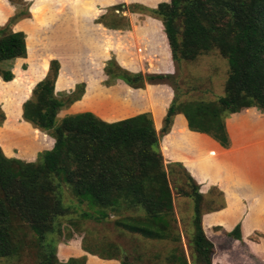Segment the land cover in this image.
Listing matches in <instances>:
<instances>
[{"label":"trees","instance_id":"obj_1","mask_svg":"<svg viewBox=\"0 0 264 264\" xmlns=\"http://www.w3.org/2000/svg\"><path fill=\"white\" fill-rule=\"evenodd\" d=\"M129 11H147L161 22L174 65L212 52L226 60L223 95L214 101H180L174 87L160 133L149 113L111 123L91 112L58 119L59 112L80 100L82 92L54 93L58 63L52 61L47 75L22 105L23 120L45 132L54 141L52 148L38 153L32 162L9 158L0 148V259L19 256L30 232L44 249L38 264H85V256L58 261L55 242L48 239L59 230L60 220L74 210L82 219L96 223L117 217L116 226L146 241L171 242L174 246L164 256L165 264H188V257L191 264H211L214 246L201 226L199 185L182 164L170 163L191 185V192L180 188V194L194 201L188 256L184 252L168 183L172 171L164 164L160 137L169 133L174 117L182 114L190 131L205 134L227 149L228 116L249 108L264 114V0H170L154 9L131 5ZM24 17L18 11L0 28V79L4 82L14 77L12 63L26 58L25 35L11 28ZM99 23L117 28L102 20ZM104 71L110 81L119 80L134 89L172 78L131 73L113 61ZM130 112L125 109L119 117ZM4 120L0 110V125ZM218 195L222 202L218 207H223L222 194ZM229 236L240 239L239 227ZM81 244L84 251L102 259L131 264L125 254L116 257L117 247L103 256L88 249L83 238Z\"/></svg>","mask_w":264,"mask_h":264},{"label":"rangeland","instance_id":"obj_2","mask_svg":"<svg viewBox=\"0 0 264 264\" xmlns=\"http://www.w3.org/2000/svg\"><path fill=\"white\" fill-rule=\"evenodd\" d=\"M169 1L0 0V28L6 26L16 12H24L25 17L11 28L24 33L26 45V58L12 63L13 79L9 82L0 79V110L5 115L0 125V148L4 155L27 161L52 148L54 141L22 118L23 103L31 97L35 85L47 75L52 61L58 63L54 93L59 96L82 92L80 100L59 112L58 119L91 112L104 121H120L127 119L119 115L128 109L132 111L130 114L134 111L151 114L154 127L160 133L166 110L174 96V87L178 89L180 101H214L222 96L228 72L226 60L212 52L194 61L174 65L161 22L147 11H129L131 5L154 9L159 3ZM101 20L117 28L108 29L99 23ZM109 61L131 73L167 74L172 78L145 84L140 89L130 88L122 81H110L104 71ZM228 118L230 116L225 119V125ZM227 125L230 132L231 123ZM175 130L196 146L206 138L178 123ZM175 141L178 142L175 144L182 142L162 135L160 149L166 169L173 172L168 174V183L181 244L188 256L194 201L180 194V188L191 192V185L179 174L178 167L167 165L170 161L166 158L173 157L169 153L177 150L181 153V147H173ZM221 203L218 191L212 188L203 195L201 211L217 208ZM116 219L111 216L102 223H96L82 219L73 210L60 220L57 233L48 237L55 242L57 260L62 262L60 256L71 252L75 241L80 242L83 238L88 249L103 256L109 254L111 247H117L116 257L121 258L125 254L131 264H165L164 256L174 246L171 242H150L129 234L116 226ZM69 235L72 237L70 240ZM22 249L20 255L13 259H0V264H38L44 250L30 232L26 233ZM156 254L158 259L153 257Z\"/></svg>","mask_w":264,"mask_h":264},{"label":"crops","instance_id":"obj_3","mask_svg":"<svg viewBox=\"0 0 264 264\" xmlns=\"http://www.w3.org/2000/svg\"><path fill=\"white\" fill-rule=\"evenodd\" d=\"M140 113L134 111L127 118ZM177 123L190 131L185 117L177 114L166 136L181 139L180 144L173 143L174 148L181 147V153L177 149L168 152L173 157L166 159L182 164L203 195L215 188L224 202L223 207L203 211L201 216L203 232L214 246L211 264H264V114L249 108L230 115L225 125L230 137L227 149L205 134L190 131L206 137L194 145L175 130ZM36 156L27 161H34ZM236 227L240 229V239L229 236ZM75 244L71 252L60 256L63 263L85 256V264H120L118 260L102 259L84 251L81 241ZM187 261L191 264L189 257Z\"/></svg>","mask_w":264,"mask_h":264}]
</instances>
